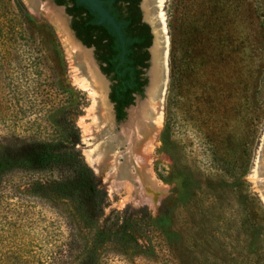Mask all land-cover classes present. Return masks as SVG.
Listing matches in <instances>:
<instances>
[{
  "label": "rangeland",
  "instance_id": "rangeland-1",
  "mask_svg": "<svg viewBox=\"0 0 264 264\" xmlns=\"http://www.w3.org/2000/svg\"><path fill=\"white\" fill-rule=\"evenodd\" d=\"M19 1L24 10L17 7L15 0H0V43L3 42L0 44V138L8 135L49 137L56 132L52 121L64 114L78 128L80 142L77 148L84 162L92 169L99 186L107 193L104 207L106 215L114 209L128 207L135 210L145 207L153 218H158L162 215V203L169 197L173 199L168 209L172 215L171 228L179 235V240L176 239L178 244L172 247L175 254L179 253L182 258L180 264L225 262L232 246L236 243L240 245L233 238L246 228L244 221L248 211L257 210L251 197L258 200L259 217L264 231V198L257 189L255 180L260 150L264 154V0H165L161 8L157 5V0H141L142 17L152 33L149 47L152 55L149 69L151 77L144 88V95L127 110L126 117L121 122L115 120L113 106L108 100L109 80L99 74L94 52L92 48H88L97 72L104 81L110 122L113 124L112 126L109 122L106 128L112 136L118 135L121 127L130 122L136 109L147 107L153 102V86L164 69L166 89L161 99L163 118L154 136L153 148L147 155L151 172L158 184L157 189L151 186L147 190L150 197L156 198L153 204H138L127 200L128 193L124 189L110 188L111 184L104 174L96 172L87 162L85 149L95 141L86 138L83 126L93 123L89 110L95 101L89 90H84L80 84L75 83V70L71 67L61 33L48 15L36 13L25 0ZM25 12L30 18L24 15ZM60 13L73 38L66 11L62 9ZM208 23L211 27L207 26ZM18 25L24 29L23 40L16 34ZM194 26L204 38L223 35L232 38L233 52L223 70L232 79L247 82L251 88L250 104L247 108H240L241 115L233 122L238 133L250 134L246 151V172L240 179L242 197L247 204L245 211L237 197L223 187L221 179L208 169L200 149L195 144L190 146L193 138L189 133L180 139L164 132L171 47L172 44L175 46L174 60L178 61L181 51L177 49L176 42L184 35L192 36ZM3 44L5 45L2 47ZM206 49L204 48L205 52ZM101 137H97L96 143L102 141ZM118 150L126 151V144ZM119 161L124 162V159L120 157ZM34 176L50 179L53 173L41 172ZM25 177L29 178L21 175L13 181L19 185L18 190H15L19 197L11 198L9 194L7 198H0V258L3 260L5 248L14 245L12 230H29L33 225L36 228L43 227L48 222L55 223L57 220L49 203L25 192ZM180 182L186 190L193 189L195 192L192 201L185 206L179 202ZM209 185L214 188L213 191L208 189ZM28 217L35 224L23 221ZM159 242L165 249L164 241ZM188 261L190 262L187 263ZM135 263L145 264L141 259H137Z\"/></svg>",
  "mask_w": 264,
  "mask_h": 264
},
{
  "label": "trees",
  "instance_id": "trees-1",
  "mask_svg": "<svg viewBox=\"0 0 264 264\" xmlns=\"http://www.w3.org/2000/svg\"><path fill=\"white\" fill-rule=\"evenodd\" d=\"M53 1L59 6L72 3V8L66 7V13L72 16L70 28L84 46L94 48L101 72L111 81L108 98L116 104V119L124 120L126 113L122 108L132 105L135 95H142L147 84L143 73L148 68V49L152 43L149 25L141 22L137 0H116L126 3L122 31L124 38L131 41L126 44L124 63L116 72L119 59L114 57L121 50L114 49L116 38L111 31L93 23L96 15L84 5L76 6L78 0ZM15 3L24 10L19 0ZM24 15L29 17L26 12ZM18 27L16 34L23 40L24 29ZM176 44L181 54L178 61L174 60L172 44L164 132L180 139L189 133L193 138L190 146L195 144L200 149L208 169L237 197L245 211L247 204L240 179L246 172L250 134L238 133L233 122L241 115L240 108L250 104L252 93L247 82L236 81L223 70L231 59L233 40L229 35L204 38L194 26L192 36L184 35ZM52 123L56 132L46 138L14 135L0 138V198L9 194L11 198L19 197L15 192L19 185L13 181L27 176L23 182L25 192L49 203L57 218L55 223L48 222L43 227L12 230L14 245L5 248L0 264H136L137 259L145 264H176V260L180 264L182 258L172 247L179 240L171 228L172 215L168 209L173 199L169 197L162 203V215L158 218H153L145 207L114 209L106 215L107 193L77 148L78 128L64 114ZM41 172H51L53 177L34 176ZM179 185L178 194L182 198L179 202L185 206L195 192L186 190L181 182ZM208 189L214 190L210 185ZM251 199L257 210L248 211L246 228L233 238L240 245L234 244L226 261L219 264H264L260 207L256 198ZM26 219L23 221L35 224L33 219ZM160 240L164 241L165 249Z\"/></svg>",
  "mask_w": 264,
  "mask_h": 264
},
{
  "label": "bare ground",
  "instance_id": "bare-ground-1",
  "mask_svg": "<svg viewBox=\"0 0 264 264\" xmlns=\"http://www.w3.org/2000/svg\"><path fill=\"white\" fill-rule=\"evenodd\" d=\"M25 1L38 14L46 13L50 21L61 33L71 67L75 70V74H73L75 83L80 84L84 90H89L95 101L94 106L89 110V117H92L93 123L83 126L86 138L88 140L94 139L95 141L94 144H89L85 149L87 162L96 172L104 174L107 181L111 184L110 188H113V190L124 189L128 193L127 200L153 204L156 198L150 197L147 194V190L151 186L157 189L158 184L157 179L151 172L147 155L153 148L154 136L162 123V95L160 94L158 98L155 97L154 89L153 102L147 107L136 109L130 122L121 127V132L118 135L112 136L108 128H106L111 121V117L107 106L104 81L97 72V68L90 56V51L82 48L71 37L58 8L53 7L46 1ZM164 1L157 0L156 2L161 8ZM153 72L156 74L155 70ZM129 118L130 115L128 116ZM110 125L113 126L111 122ZM100 135L102 136V141L96 143L97 137ZM121 138L123 140H120ZM124 144H126V151H119L118 148ZM260 156L255 180L257 181V189L264 198L263 152ZM120 157L124 159V162L119 161ZM137 184H140V186Z\"/></svg>",
  "mask_w": 264,
  "mask_h": 264
},
{
  "label": "water",
  "instance_id": "water-1",
  "mask_svg": "<svg viewBox=\"0 0 264 264\" xmlns=\"http://www.w3.org/2000/svg\"><path fill=\"white\" fill-rule=\"evenodd\" d=\"M43 1V0H41ZM48 3H50L51 5H53L54 7L58 8L60 11L63 9L64 10V7L63 6H58L56 4H54L52 1H48ZM78 3L79 4H82L84 6H86L91 13H94L97 17V20L95 21L96 24H99V25H104L105 27H107L108 29H112V32L113 34L116 35L117 37V40L120 44V47L122 48V52H121V55H120V63L123 62L124 60V55H125V43L127 42H130L129 40H124L123 39V36H122V33H121V24L120 23H117L114 16H112L110 14V9H106L104 7V2L102 0H78ZM37 13V12H36ZM68 17V16H67ZM71 30V29H70ZM69 31V29H68ZM72 31V30H71ZM73 32V31H72ZM74 34V33H73ZM73 39L84 49L86 50H89L88 47L84 46L76 37L75 35H73ZM149 51V49H148ZM151 53L149 52V60H148V68L144 70V73H143V76L144 78L147 80V85H148V82L150 80V77H151V73H150V65L152 64V61H151ZM96 61V60H95ZM97 63V61H96ZM98 64V63H97ZM99 67V65H98ZM163 69V68H162ZM164 70V69H163ZM161 71L158 75V79L155 83V85L153 87H155V97L158 98V96L161 94L162 95V98H163V95H164V92H165V73L164 71ZM99 71L101 75H103L105 78H107L100 70L99 68ZM108 79V78H107ZM110 83V82H109ZM146 85V86H147ZM162 91V92H161ZM144 95V93L142 94ZM141 97V95H135V98H134V101H133V104L136 102L137 99H139ZM109 100V98H108ZM110 102V101H109ZM132 104V105H133ZM130 105L127 109H126V113H127V110H129V108L132 106ZM161 106H162V100H161ZM162 108V107H161ZM264 147V145H263ZM262 147V149H264ZM261 153H262V150H260Z\"/></svg>",
  "mask_w": 264,
  "mask_h": 264
},
{
  "label": "flooded vegetation",
  "instance_id": "flooded-vegetation-1",
  "mask_svg": "<svg viewBox=\"0 0 264 264\" xmlns=\"http://www.w3.org/2000/svg\"><path fill=\"white\" fill-rule=\"evenodd\" d=\"M53 3H54V1L53 0H51ZM103 2H104V7L106 8V9H110V14L112 15V16H114V18H115V20H116V22L117 23H120L121 24V33H122V36H123V39L124 40H129L130 41V39H125L124 38V33H123V26L125 25V23L123 22V17H124V15L126 14V9H125V6H126V3L125 2H122V1H116V0H102ZM136 1V0H135ZM137 2V6H138V9H139V12H140V15H141V22H144V23H146L147 24V22H145L144 21V19H143V17H142V9H141V0H137L136 1ZM55 4V3H54ZM79 3H78V1H77V3H76V6L78 5ZM82 5V4H81ZM59 6V5H58ZM60 6H63L64 7V10L66 11V7H73L72 6V3H70V2H68V4H66V5H60ZM67 14V13H66ZM67 16H68V18H69V20H70V22H71V19H72V16L71 15H68L67 14ZM96 17V16H95ZM97 20V19H96ZM96 20H94L93 21V23H95V21ZM96 24V23H95ZM97 25H99V24H97ZM107 28V27H106ZM71 29V28H70ZM108 29V28H107ZM72 30V29H71ZM109 31H111V33H112V35H114L115 36V44H116V46L114 47V49L115 50H118L119 48H120V53L118 54V55H116L115 57H114V59H119V62H118V64L116 65V67H115V70H114V72H116L117 71V69H118V67L119 66H121L123 63H124V60H125V55H124V60H123V62L122 63H120V55H121V52H122V48L120 47V44H119V42H118V40H117V37H116V35L115 34H113V32H112V29H108ZM150 32H151V30H150ZM74 33V32H73ZM152 34V33H151ZM129 43H131V41L130 42H127V43H125V51H126V44H129ZM92 48V50L94 51V48L93 47H91ZM125 54H126V52H125ZM96 60V59H95ZM126 69H127V67L126 68H124L123 69V71L120 73V75H123L124 74V72L126 71ZM112 75V74H111ZM132 74L130 73V76H131ZM108 78V77H107ZM108 80H109V78H108ZM109 82H110V86H111V81L109 80ZM109 92H110V87H109ZM109 101H110V99H109ZM110 103L112 104V106H113V111H114V116H115V120L117 121V119H116V110H115V106H116V104H115V102H111L110 101ZM129 107V106H128ZM128 107H123L122 108V111H124L125 113H126V109L128 108ZM117 122H119V121H117ZM121 122V121H120Z\"/></svg>",
  "mask_w": 264,
  "mask_h": 264
}]
</instances>
